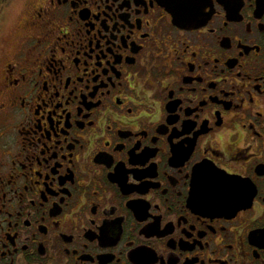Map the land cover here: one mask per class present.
I'll return each instance as SVG.
<instances>
[{"label": "flooded vegetation", "instance_id": "af4514ba", "mask_svg": "<svg viewBox=\"0 0 264 264\" xmlns=\"http://www.w3.org/2000/svg\"><path fill=\"white\" fill-rule=\"evenodd\" d=\"M0 264H264V0H0Z\"/></svg>", "mask_w": 264, "mask_h": 264}, {"label": "water", "instance_id": "95a60500", "mask_svg": "<svg viewBox=\"0 0 264 264\" xmlns=\"http://www.w3.org/2000/svg\"><path fill=\"white\" fill-rule=\"evenodd\" d=\"M225 177H223L220 174H210L209 179L213 180L214 183H210L208 188L198 190V194L201 196L202 194H208L210 204L206 207L208 211L212 213H219L223 211H234L236 209H239L241 206H243L244 201L243 199L240 200L235 206L229 207L227 205L222 204L223 202V197L225 193L229 190L228 187L225 184L224 180Z\"/></svg>", "mask_w": 264, "mask_h": 264}, {"label": "rangeland", "instance_id": "374dc122", "mask_svg": "<svg viewBox=\"0 0 264 264\" xmlns=\"http://www.w3.org/2000/svg\"><path fill=\"white\" fill-rule=\"evenodd\" d=\"M15 10L12 11V13L8 16V25L4 26V29L2 30V35H1V40L2 42L6 40V47L11 45L12 43V39H10V36L9 34L11 35V32H12V35L14 32H16L18 30V25H19V21L22 17V14L20 13V11L18 10V18L13 22L11 23L10 19H12L14 16H15Z\"/></svg>", "mask_w": 264, "mask_h": 264}]
</instances>
